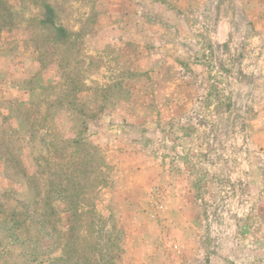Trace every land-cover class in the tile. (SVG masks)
Masks as SVG:
<instances>
[{
	"label": "rangeland",
	"instance_id": "1",
	"mask_svg": "<svg viewBox=\"0 0 264 264\" xmlns=\"http://www.w3.org/2000/svg\"><path fill=\"white\" fill-rule=\"evenodd\" d=\"M0 264H264V0H0Z\"/></svg>",
	"mask_w": 264,
	"mask_h": 264
},
{
	"label": "trees",
	"instance_id": "2",
	"mask_svg": "<svg viewBox=\"0 0 264 264\" xmlns=\"http://www.w3.org/2000/svg\"><path fill=\"white\" fill-rule=\"evenodd\" d=\"M42 8H43L44 13H47V14L52 13L50 5L43 3ZM42 22H44V21H42ZM74 143L77 144L78 142L74 141Z\"/></svg>",
	"mask_w": 264,
	"mask_h": 264
}]
</instances>
